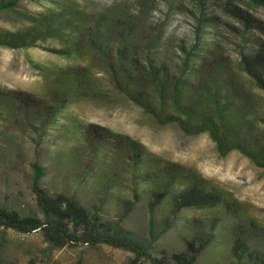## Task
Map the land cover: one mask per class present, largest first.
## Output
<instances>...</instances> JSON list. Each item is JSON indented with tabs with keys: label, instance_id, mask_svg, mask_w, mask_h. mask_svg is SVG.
Wrapping results in <instances>:
<instances>
[{
	"label": "trees",
	"instance_id": "trees-1",
	"mask_svg": "<svg viewBox=\"0 0 264 264\" xmlns=\"http://www.w3.org/2000/svg\"><path fill=\"white\" fill-rule=\"evenodd\" d=\"M23 1L41 10H21ZM238 1L264 6V0H0V13L22 25L1 31L0 46L55 39L62 46L54 53L91 55L114 88L157 123L175 124L187 136L207 133L218 156L237 151L264 168V21ZM174 14L193 19L191 42L172 40L167 24ZM221 25L239 39L236 59L208 39V28ZM89 75L80 65L58 70L52 100L0 89V172L18 187L0 200V264L6 230L41 231L57 247L107 244L131 252L132 264H196L207 250L228 264H264V226L232 194L129 135L68 111L72 97L89 91ZM23 177L31 203L24 202ZM138 214L141 230H131L126 222ZM166 236L177 248L160 246Z\"/></svg>",
	"mask_w": 264,
	"mask_h": 264
},
{
	"label": "rangeland",
	"instance_id": "rangeland-1",
	"mask_svg": "<svg viewBox=\"0 0 264 264\" xmlns=\"http://www.w3.org/2000/svg\"><path fill=\"white\" fill-rule=\"evenodd\" d=\"M81 3L83 0H79ZM100 5L128 3L131 0H92ZM255 18L264 21V6H248L237 2ZM163 10V7H161ZM21 10L37 13L41 7L33 2L23 1ZM155 17L161 16L154 12ZM224 21L236 22L223 17ZM194 21L188 15L174 14L167 24L172 40H193ZM22 27L16 18L0 13V32H15ZM221 42L225 54L238 58L239 39L224 26L208 28V39ZM241 42V41H240ZM62 43L55 39L39 41L33 47L7 48L0 46V89H14L52 100L56 94L54 77L60 69L86 66L90 69L89 91L72 97L68 111L76 114L83 122L106 127L124 133L141 142L149 151L170 161L195 169L220 190L229 192L244 208L246 214L264 226V168L254 166L248 158L237 151L224 157L218 156L215 145L207 133L195 136L184 135L175 124L161 125L151 114L145 113L112 85L109 75L91 55L64 57L53 50ZM249 46V43H246ZM254 93L258 91L254 90ZM261 113L264 114V108ZM21 136L22 134H18ZM29 155V151H25ZM21 180V179H20ZM11 177L0 172V200L5 192L18 190ZM24 202L31 203L26 177L20 181ZM186 216L200 213L187 211ZM141 216L129 218L126 226L141 230ZM1 232V230H0ZM4 264H132L134 255L126 250L107 244H81L55 246L41 232L19 234L11 230L2 233ZM160 246L173 250L177 244L172 236L160 240ZM196 264H228L222 256L207 250Z\"/></svg>",
	"mask_w": 264,
	"mask_h": 264
}]
</instances>
